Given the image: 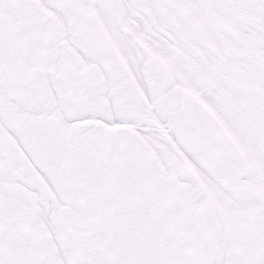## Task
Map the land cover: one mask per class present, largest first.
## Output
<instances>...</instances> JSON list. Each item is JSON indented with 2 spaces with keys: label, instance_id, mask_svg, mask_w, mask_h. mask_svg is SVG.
<instances>
[{
  "label": "snow or ice",
  "instance_id": "obj_1",
  "mask_svg": "<svg viewBox=\"0 0 264 264\" xmlns=\"http://www.w3.org/2000/svg\"><path fill=\"white\" fill-rule=\"evenodd\" d=\"M0 264H264V0H0Z\"/></svg>",
  "mask_w": 264,
  "mask_h": 264
}]
</instances>
